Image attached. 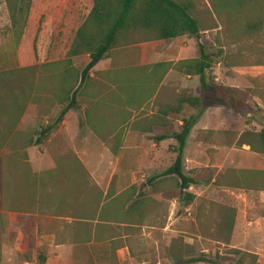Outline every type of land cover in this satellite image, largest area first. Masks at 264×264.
Returning a JSON list of instances; mask_svg holds the SVG:
<instances>
[{"label": "crops", "instance_id": "0c3cea01", "mask_svg": "<svg viewBox=\"0 0 264 264\" xmlns=\"http://www.w3.org/2000/svg\"><path fill=\"white\" fill-rule=\"evenodd\" d=\"M193 39L182 34L166 40H135L109 48L90 67L88 78L76 91L74 104L44 133L39 143L26 146L25 161L29 172L37 174L34 181L37 189L26 209H8L6 212L11 226L21 230L28 225L35 243L43 246L44 251H37L35 255L37 262L42 258L39 264L47 261L99 264L100 259L107 264L137 262L129 253L128 243L141 238L143 233L139 227L144 226L145 217L156 206L157 190L166 191L167 185L163 181H172L171 176H163L162 172L154 174L155 170L162 159L175 155L172 131L180 128L183 118L198 111L196 105L187 101L179 106L176 103L180 97L198 95V75L182 74L168 68L158 80L162 66L156 69L152 66L195 56ZM83 59L86 63V53ZM50 105L52 110L57 108L58 113L62 107L55 102ZM209 106L219 105L210 104L199 110L188 134L202 126L204 112ZM38 113L37 104H27L21 120L27 123ZM188 134L182 158L191 167H198L201 162L200 166L213 168L219 160L221 166L227 168L250 169L235 164L234 149L215 145L216 150L210 156L205 149L214 148L213 144L191 140ZM160 135L163 137L157 139ZM244 150L261 155L248 148ZM64 151L71 153L64 154ZM79 164L85 171L76 169ZM168 165L170 163L166 167ZM257 169L264 170V167ZM43 171L48 172L39 176L38 173ZM217 171L206 180L184 171L194 179L188 187L197 184L201 190L191 192L186 188L194 195L190 202H183L178 191L177 206L187 204L185 210L189 206L195 210L194 202L201 193L213 189ZM161 183V186H155ZM39 184L42 188H38ZM229 187L227 204L221 203L235 209L228 242L202 236L197 231L192 236L206 245H201L198 252L208 254L207 243H219L253 253L257 262L264 263V216L246 218L237 211L241 206L251 205L252 199L260 200L257 204L264 205V189L241 188L235 184ZM130 203V212L126 213ZM191 221L197 227L195 211ZM184 224L177 217L165 224L169 227L164 239L165 264L182 262L185 254L181 252V246L192 243L191 238L183 236L178 244L180 256L175 260L167 256L177 236L185 232L181 228ZM147 225L153 227L151 223ZM100 244L104 247L103 254L97 247ZM30 259V255H25L22 261L28 263Z\"/></svg>", "mask_w": 264, "mask_h": 264}, {"label": "trees", "instance_id": "16d2710c", "mask_svg": "<svg viewBox=\"0 0 264 264\" xmlns=\"http://www.w3.org/2000/svg\"><path fill=\"white\" fill-rule=\"evenodd\" d=\"M215 15L226 23L228 33L235 38H248L257 34L264 27V0H208ZM10 24L15 26L18 18L27 12V0H5ZM23 19V18H21ZM224 23V24H225ZM20 26H22L20 24ZM213 25H203L194 0H91V5L83 20L77 25L62 59L47 61L39 65L31 64L24 67L0 70V206L6 209H26L37 188L34 181L37 174L30 173L24 153L19 150L28 143L37 144L44 133L48 132L53 124L61 119L64 112L74 104L77 84L88 78L90 67L111 47L128 44L135 40H166L185 34L193 37L197 44L196 54L193 57L181 58L174 62L162 61L155 63L152 68L162 66L159 78L172 68L182 74H196L199 80L197 96L180 97L177 106L184 101L196 105L198 111L182 119L180 128L172 131L171 137L175 141L174 158L161 175L171 176L174 187L178 188L182 200L190 202L194 195L186 188L194 179L183 171L182 148L193 120L198 116L199 110L207 105H220L238 113H244L248 101L253 97L264 104V84L250 78L251 86L237 87L217 82L213 76L206 74L210 67V57L203 51L202 44L198 42L199 33ZM86 53L88 60L78 70L71 64L75 55ZM61 65L48 74L54 81L48 97L51 102L62 105L54 122L50 125L32 130L29 133H20L19 143H14L13 136L19 131L16 124L22 115L28 97L33 92L36 77L46 66ZM15 85L11 86L10 83ZM174 108V107H173ZM175 109V108H174ZM173 109V110H174ZM261 110V109H259ZM252 114V113H250ZM249 114V115H250ZM255 114V113H254ZM261 127L258 130H244L239 134L238 144H246L252 152L264 154V114L259 115ZM163 135L157 137L162 138ZM10 149V154L4 149ZM113 152V151H112ZM8 163L14 166L17 181L8 168ZM78 170L85 171L79 164ZM48 172V171H47ZM46 171L38 173L42 176ZM239 173H246V178L240 179L237 187L247 189H264V170L238 169ZM43 186L44 182H40ZM39 184L38 188H42ZM44 189V188H43ZM75 189L73 188V192ZM69 192V191H66ZM18 199L10 202L12 196ZM142 195L140 201H142ZM195 205V221L200 235L227 243L233 224L235 209L217 202L205 204L203 199L197 198ZM196 199V200H197ZM15 203V205H13ZM126 213L130 212V206ZM214 206V215L211 225H205L201 219L207 214L209 207ZM180 238L177 237L173 248L167 251L172 260L178 258ZM184 253L183 264H229L218 261L206 253L188 254L186 249L191 245L181 246ZM184 248V250H183ZM228 252L234 253L237 258L235 264H258L253 253L230 247ZM42 262V258L38 259Z\"/></svg>", "mask_w": 264, "mask_h": 264}, {"label": "rangeland", "instance_id": "374dc122", "mask_svg": "<svg viewBox=\"0 0 264 264\" xmlns=\"http://www.w3.org/2000/svg\"><path fill=\"white\" fill-rule=\"evenodd\" d=\"M27 12L24 16L18 18L15 26L10 24L8 10L5 0H0V70L8 68L24 67L27 65H39L47 61H55L65 56V51L69 45L75 28L83 20L88 12L91 0H27ZM195 6L199 12L203 25H213L211 28L203 29L199 33L198 42L202 44L203 51L210 57V67L206 74L215 77L216 81L222 84L233 85L237 87L251 86L250 78L253 77L258 83L264 84V27L255 35L248 38H235L232 33H228L226 23L222 18H218L211 8L208 0H194ZM23 18V19H21ZM225 23V24H224ZM20 24L22 26H20ZM194 41V39H193ZM194 50L197 44L194 41ZM84 54L73 56L71 64L80 70L84 64ZM61 65L46 66L41 69L38 77L35 79L33 92L28 97L27 104L38 105L39 113L30 118L29 121L23 122L21 116L16 124L18 133L13 136L14 143H19L20 133H29L32 130H38L40 127L49 124L55 120L58 115L57 108L51 109V101L48 92L54 81H51L48 74L53 70L60 68ZM17 80L10 83L14 86ZM81 83H78L77 90ZM186 93V92H184ZM190 93V92H188ZM54 104V103H52ZM56 104V103H55ZM244 113H238L231 109L219 106H209L203 115V123L200 128L191 130L188 138L202 140L204 143L213 144L214 148L207 147L205 153L212 156L216 150L215 145L226 146L234 149L235 164L240 167L257 169L264 167V155H257L247 152L243 145L238 144L239 134L247 129L258 130L261 125L259 115L264 114V104H261L256 97L248 101ZM25 106V107H26ZM261 109V110H259ZM252 113V114H250ZM255 113V114H254ZM250 114V115H249ZM21 120V121H20ZM44 120L47 122L45 123ZM30 123V124H29ZM46 124V125H47ZM31 144V143H28ZM26 148L19 150V154L24 153L23 158L27 159ZM69 149V148H68ZM67 149V150H68ZM71 151V150H70ZM64 151V154L71 153ZM4 152L10 154V149L5 148ZM225 153V152H223ZM174 158H164L159 162L154 174H160L171 163ZM213 161V158L211 160ZM217 166L205 168L201 162L198 167H191L189 162L184 160L183 169L185 172H191L196 178L210 179L218 169L215 181L212 182L213 189L204 191L200 195L205 204L211 202L227 204V196L230 185L240 184V179L246 178V173H239L238 169L227 168L222 165L221 161H215ZM189 163V164H188ZM8 168L13 174V180L17 181V175L14 166L8 163ZM219 167V168H218ZM259 170V169H258ZM262 170V169H261ZM264 173L262 176L263 177ZM165 179V178H160ZM167 185L166 191L157 190L158 201L155 208L148 214L143 225L139 230L142 239L129 241V253L135 256L136 263L133 264H165L164 256V239L168 233L165 224L177 217L185 224L181 228L185 231L177 237L183 236L191 238V248L186 249L188 254H198L200 246H206L204 241L192 236L197 232V227L192 223L194 209L192 206L184 204L182 207L177 206L179 198L178 188L174 187L173 182L163 181ZM155 184V186H161ZM201 187L197 184L188 187V191L199 192ZM224 193V194H223ZM18 199L12 196L10 202ZM174 201V203H173ZM183 202H186L182 200ZM260 200L252 199L251 205L239 210V215L246 218L264 216V205H258ZM173 203V205H172ZM182 203V202H181ZM199 200L194 202L197 205ZM261 203V202H260ZM15 205V203L13 204ZM5 207L0 206V264H39L35 260L37 251H44L41 244L35 243L28 225L21 230L11 226L8 222V216ZM214 206L209 207L207 214L202 217V223L211 225L214 213ZM188 213V214H187ZM151 223L152 228L148 227ZM19 231V233H16ZM208 254L215 257L218 261L235 264L237 256L228 252L230 247L219 243H207ZM100 253L103 254L104 247L102 244L97 246ZM184 250V248H183ZM25 255H30L28 263L22 261ZM100 259V258H99ZM103 261V260H102ZM99 260V264H107ZM132 262V261H131ZM127 262L124 264H131ZM158 262V263H157ZM43 264H54L51 261ZM82 264V263H71ZM167 264V263H166ZM173 264H182L177 261ZM258 264H264L259 263Z\"/></svg>", "mask_w": 264, "mask_h": 264}]
</instances>
